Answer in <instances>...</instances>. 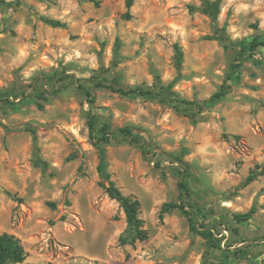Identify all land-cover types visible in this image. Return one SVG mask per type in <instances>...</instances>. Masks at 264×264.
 Instances as JSON below:
<instances>
[{
  "label": "rangeland",
  "instance_id": "1",
  "mask_svg": "<svg viewBox=\"0 0 264 264\" xmlns=\"http://www.w3.org/2000/svg\"><path fill=\"white\" fill-rule=\"evenodd\" d=\"M205 1L216 0H133L129 10L125 0H1L0 234L20 239L21 264H264V175L241 185L264 168V47L249 48L264 41V0H219L215 20ZM96 82L125 92L170 85L192 105ZM91 116L108 126L107 169L140 201L146 241L119 242L127 225L98 186ZM178 170L186 209L218 247L191 233L180 210L161 215L180 202ZM252 208L248 221L234 219Z\"/></svg>",
  "mask_w": 264,
  "mask_h": 264
},
{
  "label": "trees",
  "instance_id": "2",
  "mask_svg": "<svg viewBox=\"0 0 264 264\" xmlns=\"http://www.w3.org/2000/svg\"><path fill=\"white\" fill-rule=\"evenodd\" d=\"M218 2L216 0L212 3L205 1L203 12L208 15L212 20L216 19L217 10H218ZM1 4V0H0ZM133 0H125V5L127 10L132 7ZM128 11L126 16L128 15ZM44 22L52 27H64V24L55 19L43 18ZM258 47H264V41H258L256 39L252 40L249 48L255 50ZM175 49V61L176 64L179 66L183 53L178 45L174 46ZM234 68V66H233ZM61 77L59 80H62ZM96 86L104 87L112 92H121L123 94H139L143 96H150L152 98L158 99L160 102L165 104H184V105H192L187 101L179 99L177 95H175L172 91H170V85L166 87H158L156 89H143L140 87H136L133 89H129L128 91H122L120 89H114L109 85H103L100 82L95 83ZM77 87L81 90V92L89 98L88 102H92L91 95L86 87L78 84ZM228 91V87L223 85L218 92L213 94L211 100H221ZM44 100V97L41 96ZM175 108L178 110L179 106L175 105ZM88 128H89V135L90 139L93 141L94 146L97 148L99 152V161L96 167V172L98 175V186L103 190L106 196L114 200L121 210L124 213L125 221L127 228L125 233L127 237H119V242L121 244H133L136 241L143 242L148 239V233L144 228V222L139 217L140 215V201L134 195H126L121 192V190L116 186L115 182L111 178V174L108 172L107 169V161H106V151H105V144H108L112 140V136L109 133L108 126L103 124L100 129H96L95 127V120L94 117H90L88 120ZM34 134V131H32ZM119 134L125 138H128L132 143L136 144L140 147L142 154L148 155L150 154L148 145L145 141L134 135L132 130L129 127H123L119 130ZM158 167V165H157ZM179 173V182L178 186L181 192V199L180 202H170L166 203L161 208V215L167 214L171 210L178 209L180 210L188 221L189 230L191 233L200 236L202 239L209 242L213 247L219 246V240L216 237V234L212 229L205 228L203 225H199L197 221L194 219V215L192 211L186 209V203H184V199H187L190 195V188L186 181V172L183 170H178ZM264 175V168L254 172L250 171L249 174L246 176L245 180L241 184L242 186L247 185L249 182L256 179L258 176ZM254 209H250L248 212L237 214L234 216V219L238 222H245L248 221ZM25 260V251L23 245L18 237L13 234L9 233H2L0 234V264H21Z\"/></svg>",
  "mask_w": 264,
  "mask_h": 264
}]
</instances>
